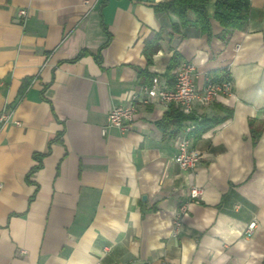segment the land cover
Segmentation results:
<instances>
[{
  "label": "crops",
  "instance_id": "obj_1",
  "mask_svg": "<svg viewBox=\"0 0 264 264\" xmlns=\"http://www.w3.org/2000/svg\"><path fill=\"white\" fill-rule=\"evenodd\" d=\"M158 1L0 0V112L11 111L0 126V264H264V0L228 31L209 0L208 34L172 32L179 19L154 12ZM174 53L198 87L223 69L233 84L194 105L197 119L230 115L196 140L193 124L183 132L202 156L190 171L174 161L180 130L157 124L169 106L141 105L128 131L103 132L141 84H173ZM192 185L201 200L175 233Z\"/></svg>",
  "mask_w": 264,
  "mask_h": 264
},
{
  "label": "built area",
  "instance_id": "obj_2",
  "mask_svg": "<svg viewBox=\"0 0 264 264\" xmlns=\"http://www.w3.org/2000/svg\"><path fill=\"white\" fill-rule=\"evenodd\" d=\"M28 15L25 9L17 10V16L21 19ZM196 71L191 63L183 62L179 65L174 82L167 86L158 78H152L151 83H143L138 90L133 91L127 102L112 107L106 118V128H116L121 132L129 130L139 106L149 105L158 102L166 107L173 105L184 114H192L194 105L199 102L202 105L212 103L218 96H228L232 92V80L228 76L220 81H214L208 76L202 87H198L195 82ZM264 117V112H263ZM11 118V111L0 112V126L5 125ZM193 121L183 124L180 133L175 138L176 152L174 161L184 171L193 170L200 159L201 153L193 146L192 140L183 139V132L189 128ZM202 189L192 185L189 189L186 201L176 208L173 214L174 232L181 225L182 216L186 213L189 203H199L201 200ZM255 228V222L247 225L246 231L251 234ZM109 248H105L108 251Z\"/></svg>",
  "mask_w": 264,
  "mask_h": 264
},
{
  "label": "trees",
  "instance_id": "obj_3",
  "mask_svg": "<svg viewBox=\"0 0 264 264\" xmlns=\"http://www.w3.org/2000/svg\"><path fill=\"white\" fill-rule=\"evenodd\" d=\"M208 1L209 0H161L150 4V6L156 13L171 12L178 17L179 22L171 23L172 32L178 33L182 27L195 26L201 32L208 34L211 31V24L206 11ZM249 8V0H217L214 3L213 18L227 31L228 29H240L248 19ZM227 33L228 32H226V34ZM160 38L161 34L157 32L151 40L145 43L143 52L149 63L152 54L155 53L159 47L158 42ZM85 53V51H82L79 56ZM95 59L100 62L98 55H95ZM179 61L180 56L174 53L171 57L170 64L166 68V75H170V72L179 65ZM207 76L214 81H220L228 76V72L227 69H223L219 72H211L207 74ZM229 115L230 111H226L225 117H204L197 119L192 114H184L173 105H170L157 124L162 131H166L171 126L174 127L171 135H176L185 121H193V128L188 136L196 140L200 138L204 132L219 124Z\"/></svg>",
  "mask_w": 264,
  "mask_h": 264
},
{
  "label": "bare ground",
  "instance_id": "obj_4",
  "mask_svg": "<svg viewBox=\"0 0 264 264\" xmlns=\"http://www.w3.org/2000/svg\"><path fill=\"white\" fill-rule=\"evenodd\" d=\"M183 139H188V138L185 137V138H183ZM188 140H189V139H188Z\"/></svg>",
  "mask_w": 264,
  "mask_h": 264
},
{
  "label": "water",
  "instance_id": "obj_5",
  "mask_svg": "<svg viewBox=\"0 0 264 264\" xmlns=\"http://www.w3.org/2000/svg\"><path fill=\"white\" fill-rule=\"evenodd\" d=\"M143 199H145V197L143 196Z\"/></svg>",
  "mask_w": 264,
  "mask_h": 264
}]
</instances>
